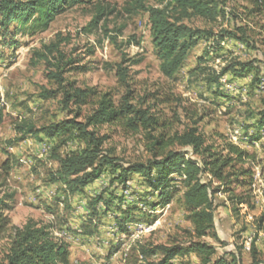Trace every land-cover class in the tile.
I'll return each mask as SVG.
<instances>
[{
  "label": "rangeland",
  "instance_id": "obj_1",
  "mask_svg": "<svg viewBox=\"0 0 264 264\" xmlns=\"http://www.w3.org/2000/svg\"><path fill=\"white\" fill-rule=\"evenodd\" d=\"M168 2L82 0L42 29L33 30L32 20L18 25L15 32L14 25L0 29V197L10 204L4 216L18 228L29 220L51 225L53 236L69 245V264H156L161 256L143 255L141 247L195 239L180 181L173 183L169 204L161 207L157 192H150L137 174L121 188L112 181L114 174L105 170L75 193L59 178L58 159L80 152L87 141L63 142L46 137L40 128L65 119L84 122L104 95L116 108L127 100L157 118L159 127L151 135L162 133L174 139L196 127L213 150L232 142L252 155L242 165L251 170L250 205L234 211L227 194L217 192L214 228L201 240L215 246L213 259L229 260L233 252L235 264H264V126H257L264 109V9L258 10L255 0H224L213 19L188 12L181 22L211 31L213 37L198 39L178 72L166 77L152 42L148 9L165 8ZM99 8L105 15L89 26ZM168 12L172 18L179 17L171 6ZM226 32L233 35H225L216 52L214 42ZM248 61H254V71L239 76L234 71L237 63ZM62 79L68 86L86 90L87 103L70 101L65 106ZM89 130L104 138L103 153L124 165L153 156L148 129H133L121 121ZM256 134L259 140L252 143ZM170 149L188 150L176 143L166 151ZM202 177L211 180L213 187L218 185L210 176ZM98 195L112 204L109 210L102 202L96 205L89 225L91 202ZM85 223L92 235L84 233ZM6 243V237L0 241V262ZM199 259L195 253H183L172 264H199Z\"/></svg>",
  "mask_w": 264,
  "mask_h": 264
},
{
  "label": "trees",
  "instance_id": "obj_2",
  "mask_svg": "<svg viewBox=\"0 0 264 264\" xmlns=\"http://www.w3.org/2000/svg\"><path fill=\"white\" fill-rule=\"evenodd\" d=\"M82 0H0V29L7 30L14 25V32L18 25H26L32 20L31 28L38 30L46 27L48 23L68 6ZM224 0H169L165 8H149L150 29L152 42L161 59L160 70L166 77H172L184 64L188 51L197 44L198 39L213 37L211 31L193 29L181 22L188 12L199 17L215 18L219 13V3ZM258 10L264 9V0H255ZM171 6L179 12L176 18L169 15L168 7ZM105 15L104 9L99 8L89 26ZM225 35L230 32L220 33L217 41H213L215 50H220V43ZM264 52V41L261 42ZM253 48L255 45H251ZM258 68V67H257ZM254 61L237 63V74L254 71ZM217 81V77L213 79ZM64 88V105L70 101L77 104H86L89 96L86 90L78 89L59 82ZM216 93L219 94L218 91ZM257 126H264V109L260 111ZM125 122L127 126L137 129H148L152 140V157L145 162H135L124 165L116 158L102 151L103 137L89 130L102 124ZM159 122L148 111L130 105L127 100L116 108L110 99L104 95L97 108L88 115L84 122L75 119H65L40 128L46 137L65 140L83 139L87 146L80 152L66 155L59 160L58 176L72 193L81 191L87 185L97 180L105 170L111 171L114 176L112 181L121 188H126L132 175H139L144 180L150 192H157L159 201L157 205L164 207L171 201L173 183L180 181L184 187L182 200L188 211V219L192 224L194 240L184 244L156 245L149 249L141 247L143 255L159 254L161 257L156 264H172V260L183 253H195L200 258L199 264H235L236 256L232 252L228 260L225 256L213 259L216 253L215 246L202 241L201 238L210 235L214 228L213 196L221 191L226 193L232 209L238 211L241 205H250L249 177L251 170L243 168L252 155L238 144L225 142L222 150L215 151L212 146L205 145L203 138L196 127L187 129L182 134H176L174 139L164 137L162 133L151 135L157 130ZM259 140V135L251 137L253 143ZM178 144L188 150H167ZM203 175L210 176L218 182L213 187L212 181H205ZM238 189V191H236ZM8 198L0 197V241L6 237L4 258L0 264H69V245L60 237L53 236L51 225H39L34 221H27L22 227L9 225L4 214L10 209ZM104 199L103 195L95 196L91 202L92 216H89V225L92 217L96 215V205L100 202L109 210L112 203ZM122 200L119 199V203ZM120 206V205H118ZM155 205L153 204L152 207ZM135 209V207H132ZM129 212L126 211V213ZM132 219L129 221L131 222ZM152 221H148L151 223ZM96 226V225H95ZM125 231L124 225H119ZM84 233L92 235L94 232L85 223ZM213 234V233H212ZM251 254L255 258V245L250 244Z\"/></svg>",
  "mask_w": 264,
  "mask_h": 264
},
{
  "label": "built area",
  "instance_id": "obj_3",
  "mask_svg": "<svg viewBox=\"0 0 264 264\" xmlns=\"http://www.w3.org/2000/svg\"><path fill=\"white\" fill-rule=\"evenodd\" d=\"M255 175H256L255 177H256V182H257V175H258V173H257V174H255ZM251 240H252V238H251Z\"/></svg>",
  "mask_w": 264,
  "mask_h": 264
}]
</instances>
